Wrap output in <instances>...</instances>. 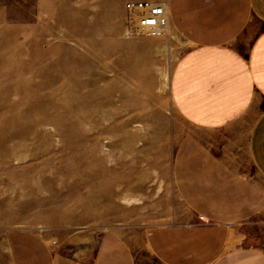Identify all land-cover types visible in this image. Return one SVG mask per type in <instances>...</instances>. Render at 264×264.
I'll list each match as a JSON object with an SVG mask.
<instances>
[{"label":"rangeland","instance_id":"374dc122","mask_svg":"<svg viewBox=\"0 0 264 264\" xmlns=\"http://www.w3.org/2000/svg\"><path fill=\"white\" fill-rule=\"evenodd\" d=\"M127 1L0 0V242L29 229L75 256L115 233L145 254L141 232L193 220L171 171L190 46L169 25L127 35Z\"/></svg>","mask_w":264,"mask_h":264},{"label":"crops","instance_id":"0c3cea01","mask_svg":"<svg viewBox=\"0 0 264 264\" xmlns=\"http://www.w3.org/2000/svg\"><path fill=\"white\" fill-rule=\"evenodd\" d=\"M165 4L169 26L190 46L170 81L189 124L171 171L193 220L141 232L145 254L134 238L109 233L70 256L11 228L0 264H264V0Z\"/></svg>","mask_w":264,"mask_h":264},{"label":"built area","instance_id":"2783aa9c","mask_svg":"<svg viewBox=\"0 0 264 264\" xmlns=\"http://www.w3.org/2000/svg\"><path fill=\"white\" fill-rule=\"evenodd\" d=\"M123 12L124 28L130 36L158 38L169 25L167 6L164 3L130 0L124 3Z\"/></svg>","mask_w":264,"mask_h":264},{"label":"bare ground","instance_id":"6f19581e","mask_svg":"<svg viewBox=\"0 0 264 264\" xmlns=\"http://www.w3.org/2000/svg\"><path fill=\"white\" fill-rule=\"evenodd\" d=\"M161 47L163 48V47H164V45L162 44V45H161Z\"/></svg>","mask_w":264,"mask_h":264}]
</instances>
